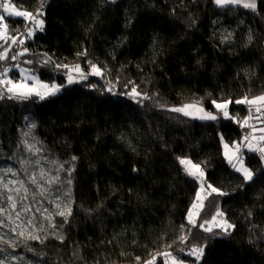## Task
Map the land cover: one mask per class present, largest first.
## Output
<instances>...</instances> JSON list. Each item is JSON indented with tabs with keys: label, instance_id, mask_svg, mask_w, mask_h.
<instances>
[{
	"label": "trees",
	"instance_id": "obj_1",
	"mask_svg": "<svg viewBox=\"0 0 264 264\" xmlns=\"http://www.w3.org/2000/svg\"><path fill=\"white\" fill-rule=\"evenodd\" d=\"M12 2L26 11H44L43 31L36 29L31 37V22L5 14L7 36L18 38L17 56L30 58L31 63H22L44 80L63 82L65 76L58 75L62 65L80 62L89 68L90 61L119 92L136 88L148 98L140 103L116 98L103 83L95 88L84 81L45 101L0 100V208L5 210L0 212V260L136 264L170 252L197 264L188 252L204 247L199 264H264V165L259 155L247 153L254 172L247 183L227 163L221 145V135L228 142L240 138V125L222 116L193 119L168 108L195 103L212 112L213 100L264 94V0H258L255 12L240 5L219 7L214 0ZM13 46L10 38L7 43L0 39V51ZM29 145L39 151H29ZM183 157L200 164L208 183L227 193L205 200L200 221L223 211L235 226L232 231L206 232L201 223L187 222L198 181L185 173ZM60 164L64 169L74 165L70 177L58 171ZM41 169L49 177L59 175L60 182L47 185ZM32 174L51 189L47 198H32L37 191ZM15 176L17 188L21 181L29 188L28 199L18 200V211L24 204L32 207L20 218L22 226L10 220L14 213L6 199ZM69 202L72 214L62 223L54 215L56 203L63 208ZM37 207L53 213L55 228L35 212ZM33 213L35 227L27 224ZM28 232L41 240L28 239ZM156 264H165L164 258Z\"/></svg>",
	"mask_w": 264,
	"mask_h": 264
},
{
	"label": "snow or ice",
	"instance_id": "obj_2",
	"mask_svg": "<svg viewBox=\"0 0 264 264\" xmlns=\"http://www.w3.org/2000/svg\"><path fill=\"white\" fill-rule=\"evenodd\" d=\"M112 2H115V0H112ZM214 3L219 7H226L229 5H242V7L250 9L251 11L255 12L257 10V0H214ZM0 9L3 10V13H6L9 18L12 17H19L24 18L31 22V27H28L27 36L31 37L34 34V31L36 29L43 31L44 27V21L42 19H37L38 16L41 15L40 12H37L33 14L32 12L28 11H21L16 8V6L12 3V0H0ZM7 29L8 24L5 22V15L0 14V39H3L5 43H7L8 39L10 38L12 43L15 44L17 42L16 37H8L7 36ZM252 36L249 35V41H251ZM20 43H23V41H20ZM24 51H27L25 49ZM86 54V53H85ZM8 59L7 51L4 53H0V60ZM11 59H16V56H12ZM50 61H45V63H49ZM27 63H31V61H28ZM91 69L92 74L95 75H101L100 69L95 65L92 64L90 61L88 62ZM18 67V65L16 66ZM56 67H59V65H56ZM67 67V66H65ZM10 71V69H4L3 72H0V77H7V72ZM21 72H24V69L20 70ZM75 71L81 74V77L86 79V75L82 72L79 65L75 66ZM28 80L34 81V83H28ZM67 82L68 84H72L76 82L74 80V77L72 75L67 76ZM0 84L4 85V88H0V100H3L5 98L7 99H18V100H29L33 97L37 98L39 101L45 100L47 97H55L59 94L61 91V88L64 87V85H57L55 83L49 85L47 83H43L38 79V77L35 74H29L26 75L22 80L20 81H13L8 78H2L0 79ZM109 92H112V88L108 89ZM129 96H131L133 99L136 97L141 96L142 94L137 92L136 88H133L131 90V93H128ZM145 98H148L145 96ZM219 112L217 114H213L212 112H205L203 107L199 106L198 104H186L178 108H173L172 111L181 112L185 116H192L194 119H200V120H210L215 121L218 118V115H222L225 119H231L229 117L228 112V105L232 103V101H225L223 103H217L215 100L211 102ZM237 104H248V105H264V95L256 96L251 99H249L247 96H245L241 100L235 101ZM189 109H193L198 113H202L201 115H194L193 112L188 111ZM256 112H261V108L257 106ZM247 123V120H245V124ZM31 127H35V124H32ZM255 130V129H253ZM262 132H264V129H261ZM27 135V133H26ZM252 139H255L252 137L250 139V135H245L242 137L241 141H233L231 145L228 143L224 144V155L227 158L228 163L232 166V168L237 172L240 173L243 181L251 182L254 177V173L251 168L245 166L244 164V158H243V151L247 150L248 152L257 153L259 155V158L261 161H264V146H259V144H253ZM221 140H223V136H221ZM261 142H264V136H261L259 138ZM29 151H39L38 148H35L34 145L28 146ZM77 157L73 156L71 158V161H75ZM180 163L182 165H185L184 171L188 176L193 177L196 180L201 181V188H204V182H203V171L201 169V166L199 164H194L189 159H180ZM239 165V166H237ZM64 170L67 172V175L70 177L72 171H74V165L68 169H64V165L60 164L58 166V171ZM7 171H11V169H8ZM135 171V169H134ZM40 177L45 181L47 185H54L60 182L59 175L55 176H48L47 173H45L44 169L40 170ZM20 188L12 189L8 188V192L15 191L16 193H20L21 189L23 190V195L18 197H13L12 195H8L6 199L11 202L10 207L12 209H15L17 207V200L23 201L28 199V193L29 188L24 185V183L21 181ZM67 183L70 185L72 183L71 179L67 180ZM31 184L36 186L37 191L33 193L32 198L35 200L36 196L39 195L41 197L47 198V194L50 193L51 189L49 187H45L44 183H41L39 180H37L35 174H32L31 176ZM7 187V185H5ZM208 189H211L210 192L207 193V195H211L212 193H216L218 195H227V193L222 192L218 188H214L211 184L207 185ZM59 199V197L57 198ZM197 200H201V197L197 196ZM40 203H43V201H40ZM49 203H53V201H49ZM202 207V204L199 205ZM198 207L197 204L193 205V208ZM56 209L54 215H58L63 218L62 223H66L68 220V217L72 214V208H71V202L68 204H65L63 208H61L60 203H56ZM5 211L4 209L0 208V212ZM32 207L28 204H24L21 211H18L15 213V216L17 219H20L23 214L25 213H31ZM35 212L41 213V216L43 219H46L50 222V226L52 228H55L56 225L53 222V213L49 212L48 209L41 210L40 207H37L35 209ZM192 213L189 212V223L194 224L195 222L191 219ZM249 216H251V213H249ZM217 217H223V213L220 211H217L216 215H214L211 219V221H205V224H215L216 227L220 228L224 233H228L229 229H233L235 226L232 224L227 223L226 221L221 224L217 221ZM36 217L33 213L32 218L27 220V224L30 226L35 227L34 221ZM202 228L204 227L203 224L200 225ZM15 231V229H13ZM39 231H44V229L41 227ZM204 231L206 232H212L213 229L211 227L204 228ZM19 236L23 237L25 236V231H20L18 233ZM28 239H35V240H41V237L37 235L35 232H28ZM45 239L47 237H44ZM56 238L58 240L63 241L64 236L62 234H56ZM181 242L186 243V238L184 236H181L179 238ZM5 243H9L8 241H5ZM175 243V241H173ZM12 247H15V244H11ZM171 247V245H169ZM180 251H184L183 248L180 249ZM75 256L76 253H73ZM158 256H162L165 260V264H167L168 258H171V264H184L183 260H178L175 256L172 255L170 252H164L157 254ZM189 256L195 257L197 261L201 260L204 256V247H192L190 251L188 252ZM140 258L137 257V260ZM157 260V256H153L151 260H148L145 262V264H155ZM0 264H5L3 260H0Z\"/></svg>",
	"mask_w": 264,
	"mask_h": 264
},
{
	"label": "rangeland",
	"instance_id": "obj_3",
	"mask_svg": "<svg viewBox=\"0 0 264 264\" xmlns=\"http://www.w3.org/2000/svg\"><path fill=\"white\" fill-rule=\"evenodd\" d=\"M112 1V0H111ZM13 3V2H12ZM14 4V3H13ZM15 5V4H14ZM257 5H258V0H257ZM16 6V8L18 9V10H21V11H26V10H24V9H21V8H19L17 5H15ZM240 6H242V5H240ZM250 10V9H249ZM28 11V10H27ZM28 12H30V11H28ZM37 12H40L41 13V15L40 16H38L37 17V19H42L43 21H44V11L43 10H41V9H38V11H36L35 13H37ZM0 13H3V10L2 9H0ZM33 14H35L34 12H32ZM4 15L6 14V13H3ZM7 15V14H6ZM28 20H26V22H27ZM28 22H30V21H28ZM44 26H45V22H44ZM14 37H16V36H14ZM17 41H18V38H17ZM14 46L10 49V47H8L6 50H2V51H0V53H4L5 51H7V56H8V59H10V62H12V63H10V62H7L8 61V59H5V60H2L3 61V68L4 69H10V71H8L7 72V77H0V79H2V78H8V79H11V80H13L14 82L15 81H20V80H22L26 75H29V74H35L37 77H38V79L40 80V81H42L43 83H47V84H49V85H51V84H53V83H55V84H57V85H64V87H62L61 88V91L59 92V94H61V93H63V91H64V89L65 88H70V87H74V85L75 84H77V83H82V82H84V81H88V84L87 85H89L90 87H98L99 86V84H100V82L101 83H103L104 84V88H105V90L108 92V94H110V95H112V96H114V97H116V98H118V96H121V95H123V96H125L126 98H131V99H133L131 96H129L128 95V93H131V90L132 89H129L128 91H126V92H119V90H118V88H117V85L116 84H114L113 82H111V81H108V80H106V81H104L103 79H102V74L101 75H95V74H92V69H91V67H89V68H87V67H85V66H83V64H81L80 62H75V63H73V65H62L61 67H60V69H62V70H60V73H58V75H64L65 76V80H63V82H61L59 79H54V80H52L51 82H49V81H46V80H44L42 77H40L39 76V74H38V72H37V70H35L34 68H32L31 66H25L23 63H22V61L23 62H28V61H31V59L30 58H28V57H25V56H20V55H18L17 56V53L20 51V45H18V44H13ZM13 49H15V51H13ZM23 50H25V47L23 48ZM26 53H27V51H25ZM16 56V59H11V57L12 56ZM19 60H21V61H19ZM7 62V63H6ZM29 64V63H28ZM18 65V67H16ZM76 65H79L80 66V69L82 70V72L84 73V75H86V79H84V78H82L81 77V74L80 73H78V72H76L75 71V66ZM65 66H67V67H65ZM97 66V65H96ZM99 69H100V71H101V73H102V70H101V68L99 67V66H97ZM4 69L3 70H1L0 72H3L4 71ZM21 69H24L25 71L24 72H21L20 70ZM14 72L15 73H18V75L17 74H14ZM72 75L73 77H74V80L76 81V82H74V83H72V84H68V82H67V76L68 75ZM94 79V80H93ZM28 83H34V81H32V80H28ZM5 86L4 85H2V84H0V88H4ZM109 88H112V92H109L108 91V89ZM140 93V92H139ZM58 94V95H59ZM261 95H264V94H261ZM57 96V95H56ZM260 96V95H259ZM50 98H52V97H47L45 100H48V99H50ZM146 98H145V95H141V96H139V97H136L135 99H133L134 101H136V102H138V103H140V102H143L144 100H145ZM241 99H243V98H238L237 100H241ZM249 99H251V98H249ZM45 100H43V101H45ZM232 101V103H230L229 105H228V112H229V117H231V120H233V122L234 123H237L238 125H240V127H241V129H242V135L240 136V138H237V139H235V140H233V141H237V142H239V141H241V139H242V137L243 136H245V135H250V139L252 138V137H254L255 139H252V143L253 144H259V146H264V142H261L260 140H259V138L261 137V136H264V132H262L261 131V129H264V105H248V104H237V103H235V101H237V100H235V101H233V100H231V99H227V101ZM217 102V101H216ZM223 102H225V101H221V102H217V103H223ZM195 104V103H194ZM199 105V104H198ZM199 106H201V107H203L202 105H199ZM236 106V107H235ZM257 106H259L260 108H261V112H256V108H257ZM178 107H181V106H172V107H168L169 108V110H171L172 111V109L173 108H178ZM233 107H235L236 109L235 110H232V108ZM238 107H241L242 109H244L245 110V112L243 113V112H241V110L238 108ZM238 108V109H237ZM203 109H204V107H203ZM188 111H191V112H193V114L194 115H201L202 113H198V112H196L195 110H193V109H189ZM204 111H205V109H204ZM205 112H210V111H205ZM219 112V110H217L216 108H215V106H214V111H212V113L213 114H217ZM177 113H180V114H182V115H184L183 113H181V112H177ZM218 116H222V115H218ZM190 118H192V116H189ZM223 117V116H222ZM194 119V118H193ZM245 120H247V123L245 124ZM253 129H255V130H253ZM221 135V134H220ZM221 136H223V135H221ZM232 141V142H233ZM232 142H228L224 137H223V140H221V145H222V148H223V156H225L224 155V151H225V149H224V144L225 143H228L229 145H231L232 144ZM247 153H251V152H248L247 150H244L243 151V153H242V155H243V158H244V164H245V166H247V167H249L250 168V166H248V164H247V161H246V159H247ZM255 154H257V153H255ZM258 155V154H257ZM226 158V157H225ZM181 159V158H180ZM183 159H189V160H191L194 164H196L193 160H192V158H189V157H183ZM226 160H227V158H226ZM262 162V165H264V161H261ZM227 163H228V161H227ZM181 164V163H180ZM198 164V163H197ZM229 164V163H228ZM200 165V164H199ZM230 165V164H229ZM181 166H182V168L184 169L185 168V165H182L181 164ZM201 166V165H200ZM237 166H239V165H237ZM232 167V166H231ZM201 169H202V171H203V173H204V175H203V182H204V188H201V181L200 180H197L198 181V188H197V194H196V196H195V198H194V202H193V204L191 205V207L189 208V210H188V216H187V222L189 223V212H191L192 213V216H191V219L195 222L194 224H192V225H198L199 223H201V224H203L204 225V227H203V229L204 228H208V227H211L213 230H220L221 232H222V230L220 229V228H218V227H216L215 226V224H205L204 222L205 221H200V217H201V213H202V210L204 209V206H205V203H206V199L208 198V197H210V195H207V193L208 192H210L211 191V189H208L207 188V185L208 184H210V183H208V181H207V179H206V173H205V170L201 167ZM253 171V170H252ZM254 173V172H253ZM240 174V173H239ZM241 175V174H240ZM254 178V177H253ZM18 180H19V178L17 177V176H15V177H13V179H12V181H11V185L10 186H8V188H12V189H16L17 188V184H18ZM247 182V181H246ZM248 183V182H247ZM14 186V187H13ZM213 186V185H212ZM214 187V186H213ZM214 188H216V187H214ZM221 190V189H220ZM7 191H8V189H7ZM198 194H199V196L201 197V200H197V196H198ZM212 194H216V193H212ZM211 194V195H212ZM8 195H12L13 197H18L19 196V194L18 193H16L15 191H13V192H8ZM194 204H197L198 205V207H196V208H193V205ZM200 204H202V207H200L199 205ZM11 205V202L9 203V206ZM17 206H18V200H17ZM10 209L12 210V212L14 213V215H12L11 216V218H10V220H12V222H13V224L14 225H18V226H22V224H21V219H17L16 218V216H15V213L16 212H18V209H17V207L15 208V209H12L11 207H10ZM220 212H222L223 213V217H217V221L219 222V223H221V224H223L225 221L227 222V223H229V224H232V225H234L231 221H229L228 220V218L226 217V215H225V213L223 212V211H220ZM212 219V218H211ZM208 221H211V220H208ZM200 224V225H201ZM233 229H229L228 230V232H230V231H232ZM159 253H164V252H158V253H156V254H154V255H152V256H150V258H148L147 259V261L148 260H151L152 259V257L153 256H157V260H156V262H155V264L158 262V260H159V258H160V256H158L157 254H159ZM162 257V256H161ZM201 262V260H199L198 262H197V264H199ZM164 263H165V260H164ZM11 264H13V263H11ZM125 264H134V263H125ZM136 264H145V262L144 263H136ZM167 264H171V258L169 257L168 258V261H167ZM184 264H189L188 262H184Z\"/></svg>",
	"mask_w": 264,
	"mask_h": 264
},
{
	"label": "crops",
	"instance_id": "obj_4",
	"mask_svg": "<svg viewBox=\"0 0 264 264\" xmlns=\"http://www.w3.org/2000/svg\"><path fill=\"white\" fill-rule=\"evenodd\" d=\"M0 14H2V13H0Z\"/></svg>",
	"mask_w": 264,
	"mask_h": 264
},
{
	"label": "built area",
	"instance_id": "obj_5",
	"mask_svg": "<svg viewBox=\"0 0 264 264\" xmlns=\"http://www.w3.org/2000/svg\"><path fill=\"white\" fill-rule=\"evenodd\" d=\"M6 22V21H5Z\"/></svg>",
	"mask_w": 264,
	"mask_h": 264
}]
</instances>
